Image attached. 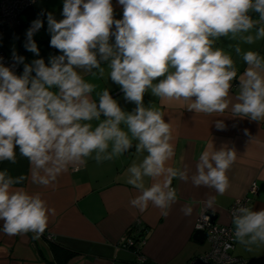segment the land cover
Returning <instances> with one entry per match:
<instances>
[{
    "label": "clouds",
    "instance_id": "obj_1",
    "mask_svg": "<svg viewBox=\"0 0 264 264\" xmlns=\"http://www.w3.org/2000/svg\"><path fill=\"white\" fill-rule=\"evenodd\" d=\"M117 2L121 19L114 18L112 0H63L59 20L42 11L26 30L23 47L40 56L34 36L46 19L50 47L61 53L50 55L47 63L44 58L26 63L15 46L11 66L0 57V161L15 164L18 147L30 165L28 175L0 171L4 235L31 233L39 239L56 215L41 193L16 185L29 181L56 189L69 169L79 171L90 159L100 164L119 158L134 142L139 163L127 168L126 182L138 192L129 204L139 212L151 205L167 217L178 200L174 179L224 194L230 188L228 172L238 159L235 147L224 143L210 151L206 146L194 172L187 164L170 166L174 129L154 103L145 106L147 92L161 103L183 102L189 112L222 116L230 111L233 119L264 122V55L242 48L264 41V0ZM221 37L237 41L230 47L247 65L239 76L233 56L215 47ZM18 65H23L20 74ZM106 72L124 99L135 104L132 111L123 110L107 88L97 91V84L84 78H104ZM214 125L226 127L222 119ZM214 201L209 197L206 203ZM237 205L232 210L235 242L249 251L264 245V208ZM181 211L190 215L193 206Z\"/></svg>",
    "mask_w": 264,
    "mask_h": 264
},
{
    "label": "crops",
    "instance_id": "obj_2",
    "mask_svg": "<svg viewBox=\"0 0 264 264\" xmlns=\"http://www.w3.org/2000/svg\"><path fill=\"white\" fill-rule=\"evenodd\" d=\"M112 4L114 18L121 19L122 7L117 0H112ZM62 7L63 0H38L35 3L38 15L42 11L52 12L57 20L63 18ZM251 15L254 19L257 18L256 13ZM50 38L45 19L44 27L34 36V40L40 51L49 46L45 55L46 63L50 55L61 54L56 49L55 52L51 51ZM114 42L112 37L110 43ZM236 43L237 41L221 37L215 47H221L233 56L239 76L247 65L235 54L234 48L230 47ZM242 48H254L264 55V41L252 46L242 45ZM31 54L33 59L38 58ZM101 66L107 68L106 63ZM84 78L87 82L97 84V91L107 88L123 110L130 112L135 108L134 103L124 99L120 86L107 78V72L104 78H93L90 75H85ZM237 87L238 79L233 81L232 95H235ZM150 103H154L165 113L166 122L170 121L174 129L175 156L169 162L170 166L176 168L187 164L194 172L195 163L206 146H211L210 151L213 147L218 149L224 143L235 147L238 159L228 172L230 188L221 195L213 189L195 187L191 182L184 183L174 179L172 186L177 189L178 200L172 206L170 214L163 217L151 205L141 213L129 204L138 192L126 182L127 168L133 161L139 163L134 142L133 148L119 158L100 164L90 159L87 166L79 171L69 169L58 178L56 189L34 185L29 181L16 185L15 187H25L31 193H41L48 205L55 209L56 215L50 218L48 227L39 239H34L31 233L10 237L0 232V264H58L51 244L74 253L64 264H185L189 258L208 249L205 237L200 242L193 236L195 222L201 211L212 213L213 220L219 224L234 227L233 219L230 220L228 216V208L236 199L248 196V207L254 210L264 208V122L233 119L230 111L222 116L189 112L183 102L161 103L157 97L147 92L144 104L149 106ZM217 119L224 120V130L215 127L214 121ZM245 129L248 135H245ZM250 137H254L251 142ZM16 153L17 162L13 164L0 161V171L7 169L14 177L28 175V160L19 155L18 147ZM145 183L148 186L151 181L146 178ZM252 183L256 184L254 193L249 191ZM209 197L215 198L211 205L206 203ZM188 204L193 206V211L190 215H184L181 208ZM136 223L144 227L145 238L138 252L120 244L121 238ZM2 224L3 221H0V227ZM233 254L246 259L247 264H264V245L253 246L249 251L235 242Z\"/></svg>",
    "mask_w": 264,
    "mask_h": 264
},
{
    "label": "built area",
    "instance_id": "obj_3",
    "mask_svg": "<svg viewBox=\"0 0 264 264\" xmlns=\"http://www.w3.org/2000/svg\"><path fill=\"white\" fill-rule=\"evenodd\" d=\"M38 0H0V57L3 58L5 66H11L12 54H7L2 46L1 37L8 31L16 29L21 25V18L25 11L35 5ZM32 22V21H31ZM31 24V23H30ZM55 52V48H50ZM19 74L20 65L16 67ZM249 191L256 192V184L250 185ZM247 206L250 202L248 196L236 199L228 208V216L232 217V210L237 207V202ZM204 232L208 243V249L203 253L188 259L185 264H247V260L233 254L235 240L233 236L234 227L230 224H219L213 220V215L209 211H201L195 222L194 231ZM144 227L136 223L121 238L120 244L126 248H132L138 252L144 242ZM145 261L144 257H140Z\"/></svg>",
    "mask_w": 264,
    "mask_h": 264
},
{
    "label": "trees",
    "instance_id": "obj_4",
    "mask_svg": "<svg viewBox=\"0 0 264 264\" xmlns=\"http://www.w3.org/2000/svg\"><path fill=\"white\" fill-rule=\"evenodd\" d=\"M37 17H38V14L36 12L35 5H34L33 7H31L30 9H28L27 11L24 12V14L21 18V25L19 27H17L16 29L8 31L6 34L2 35V37H1L2 46H4V43H5L4 41L7 39L15 40L18 43L19 47L16 50V52L18 55H22L25 57L26 63L31 62L33 60V58H32L31 52L26 51L25 48L23 47V44L25 41V33H26V30L29 28L31 21H33ZM17 37H18V39H17ZM44 42L46 43V41H44ZM44 42L42 41V43H44ZM48 51H49V46L44 47L40 51V56L38 58H44L45 59V55ZM22 70H23V65H20L19 74L22 73ZM51 250H52L53 256H54V258L58 264H64L66 262V260L74 254L72 252L63 250L60 247H58L56 245H52V244H51Z\"/></svg>",
    "mask_w": 264,
    "mask_h": 264
},
{
    "label": "rangeland",
    "instance_id": "obj_5",
    "mask_svg": "<svg viewBox=\"0 0 264 264\" xmlns=\"http://www.w3.org/2000/svg\"><path fill=\"white\" fill-rule=\"evenodd\" d=\"M4 50L7 54H12V49H13V46H15V49L17 50L18 49V43L15 41V40H11V39H7L4 41Z\"/></svg>",
    "mask_w": 264,
    "mask_h": 264
},
{
    "label": "water",
    "instance_id": "obj_6",
    "mask_svg": "<svg viewBox=\"0 0 264 264\" xmlns=\"http://www.w3.org/2000/svg\"><path fill=\"white\" fill-rule=\"evenodd\" d=\"M193 236L195 237L196 240L200 242H202L205 237L204 232H202L201 230L195 231Z\"/></svg>",
    "mask_w": 264,
    "mask_h": 264
}]
</instances>
